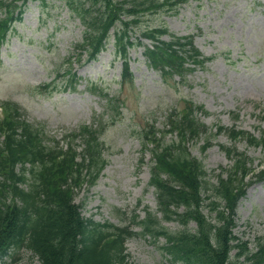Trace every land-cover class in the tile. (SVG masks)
Instances as JSON below:
<instances>
[{
  "label": "rangeland",
  "instance_id": "obj_1",
  "mask_svg": "<svg viewBox=\"0 0 264 264\" xmlns=\"http://www.w3.org/2000/svg\"><path fill=\"white\" fill-rule=\"evenodd\" d=\"M141 18L140 29L164 25L177 35L195 34V43L204 55L217 54L216 58L184 78L174 75L165 81L148 64L143 46L137 45L129 52L133 82L122 85V57L116 52L112 29L106 48L95 60L81 64L72 59L77 76L70 78L68 56L83 39L85 27L66 0H29L22 20L14 23L2 46L0 99L18 101L28 120L46 124L48 135L61 139L83 124L108 120L102 133L107 165L93 185H85L77 193L75 201L84 217L119 226L129 225L136 213L141 218L148 209H157L156 190L149 185L153 159L139 137L147 124L166 129L173 108L181 110L191 99L209 110L198 117L212 132L221 125L257 136L264 130V0H189L178 12L161 10ZM140 29L132 32L133 38L140 35ZM52 79L60 82L58 90L42 93L34 88ZM66 79L72 80L67 81V88ZM73 85L77 88L72 89ZM113 95L118 99L110 103L108 96ZM207 137L212 144L203 151ZM222 144L233 145L225 132L203 134L188 143L191 153L202 159L211 174L233 164ZM237 146L253 158L254 168H264V145L251 146L240 139ZM211 180L215 181L212 175ZM205 212L211 216L207 208ZM236 223L239 241L256 250L264 237V181L249 185L239 201ZM163 224L173 230L180 227L176 221ZM163 242V237L155 240L150 235L130 237L126 242L129 260L133 264H170L161 248ZM0 264L40 261L30 250L18 249Z\"/></svg>",
  "mask_w": 264,
  "mask_h": 264
},
{
  "label": "trees",
  "instance_id": "obj_2",
  "mask_svg": "<svg viewBox=\"0 0 264 264\" xmlns=\"http://www.w3.org/2000/svg\"><path fill=\"white\" fill-rule=\"evenodd\" d=\"M27 1L0 0L3 8L0 48L14 22L22 20ZM66 1L86 26L78 48L86 52L87 60L96 58L106 47L109 31L115 27V47L123 60V85L133 82L128 53L136 45L144 47L148 64L165 81L174 75L184 78L213 58L194 45L192 35L171 34L162 25L138 28L144 13L176 12L187 0ZM136 29H140V35L133 38ZM167 33L170 40L162 38ZM141 37L149 39L151 44ZM73 76L77 74L71 73L70 78ZM58 88L59 84L52 80L40 90L52 92ZM76 88L73 85L72 89ZM108 97L110 103L118 99L114 95ZM0 107V258L11 248L26 247L38 256L41 264H133L128 259L125 241L139 233L129 227L86 218L75 202L78 191L85 183L93 184L107 164L104 155L107 146L101 136L108 120L101 118L95 126L83 125L66 133L65 148L60 139L48 135L45 123L29 121L18 103L0 100ZM197 112L209 111L191 99L185 101L183 109L173 108L168 132H176V138L169 141L157 136L159 129L154 124H147L140 132L143 146L152 144L149 149L154 164L150 184L156 188L162 216L148 212L137 223L143 227L144 234L165 238L161 247L171 264H246L247 261L264 264V239L260 238L257 249L251 250L234 233L238 201L251 183L246 176L253 173L256 179L264 180V169L254 172L245 153L238 152L236 147L223 146L234 163L212 181L205 164L192 155L187 144L189 139L210 131ZM223 129L218 127V132ZM228 132L234 139L245 137L242 130L231 128ZM247 140L251 145L264 144V132L260 138L247 135ZM78 144L83 145L80 152ZM210 144L208 139L203 150ZM163 220L176 221L180 227L172 230ZM191 222H195L194 228L189 226Z\"/></svg>",
  "mask_w": 264,
  "mask_h": 264
}]
</instances>
